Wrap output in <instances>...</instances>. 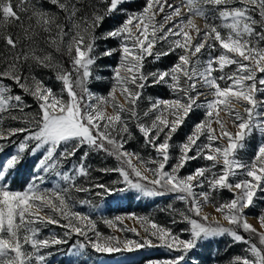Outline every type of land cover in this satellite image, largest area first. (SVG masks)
<instances>
[{"label":"snow or ice","instance_id":"1","mask_svg":"<svg viewBox=\"0 0 264 264\" xmlns=\"http://www.w3.org/2000/svg\"><path fill=\"white\" fill-rule=\"evenodd\" d=\"M27 2L21 0V10L27 11L23 7ZM50 2L66 14L71 28L66 31V25L57 22L56 17L48 12L35 10L33 15L37 18V25L45 32L50 33L51 26L55 25L58 31L51 37V43L56 45L57 51L61 50L57 39L64 42L65 37H68L67 55L71 69L60 68L56 74V79L63 84L62 92L67 93V100L57 96L34 76L29 82V78L22 74L21 66L29 60L36 66L53 68L50 53L39 55L35 48L30 52L22 50L0 72V79H11L38 102L39 109L30 119L25 114L24 127L5 129L0 124V151L3 150L4 142L15 145L12 138L18 134L24 135V139L15 145V152L0 161V264H46L42 250L53 245L68 244L73 234L83 239H78L67 249L70 255H82L88 247L96 253L112 254L156 246L151 238H145L143 243L126 240L121 247L118 239L112 242L115 239L113 237L102 240L98 231L94 232L96 239H92L88 232L95 229L93 221L87 214L72 210L74 206L70 203L72 198L69 193L73 188L78 192L99 189L96 195L102 197L128 190H136L146 197L174 193L176 199L187 205V212H181L180 216L190 226L186 230L189 231V239H181L171 229L156 223H151V228L145 227V231L150 232L151 237L160 242V246L175 253L169 259L149 261L148 264H185L187 254L200 240L224 234L230 235L234 242L249 245L246 251L250 256L236 257L233 264H264V248L251 244L236 230L242 228L245 232L257 235L260 245L264 246V232H257L245 217V210L254 206L257 194L264 192V142L259 144L250 162L241 161L236 156L237 150L243 147L244 140L253 131L259 130L264 134V75H258L264 74V0H180L178 5L170 0H146L142 11L126 14L122 24L101 36L96 35V29L106 17L122 12L121 5L126 0H100L102 12L94 7L91 16L79 18L81 9L73 0ZM235 4L241 6L233 7ZM252 12H258L260 21L251 15ZM161 13L164 15L158 21L156 18ZM0 14L3 17L0 25L9 20H20L11 0H0ZM193 17H202L205 27H198ZM216 19L220 20L219 24L209 22ZM257 24L261 31H256ZM221 29H226L227 33H222ZM190 31H195V38L190 35ZM98 39L119 41L117 48L106 49L101 53V56L115 53L120 56V62L113 69V87L107 97L95 96L87 87L91 66L97 58L93 53ZM6 43L12 49L17 47V41L11 36L6 37ZM217 44L223 51L214 56L212 52L217 50ZM158 45L166 47L158 49ZM177 50V62L170 68L149 73L143 71L149 57L159 59L177 53ZM202 50H209L207 60L200 59ZM214 65L218 67L214 68ZM230 65L236 68L226 73L225 68ZM215 71L221 75H213ZM219 81H224V86ZM156 85L167 86L174 98H156L153 101L149 97L143 117L151 118V123L141 122L138 106L143 99V89ZM10 87L0 86V111L16 109L23 112L27 105L21 95L10 94ZM201 88L208 89V93L201 91ZM77 89L80 91L77 92ZM117 90L124 97L125 104H119L116 100ZM208 94L213 99L208 100ZM200 96H205L203 104L199 101ZM232 103L239 104L243 113L228 108ZM109 105L113 109L111 114L106 110ZM221 106L228 109L233 126L238 129L235 133L227 129L215 111ZM198 107H205V120L194 125L193 132L179 146L177 162L170 170H166L171 159L170 141L173 135ZM214 113L219 135L210 127ZM126 115L136 121L145 143L155 151V158L150 157L145 161L139 153L125 149V137L131 135ZM4 118L0 115V121ZM11 119L21 118L13 115ZM201 136H205L208 142L198 143ZM221 140L225 143H218ZM83 148L87 150L80 157L79 164L67 171L63 170V163L75 157ZM92 151H103L120 162V167L101 171L117 172L122 179L113 183H121L124 187H110L98 182L86 188L76 186V176L88 175L84 162ZM193 152L195 155H190ZM26 153L42 154L34 165L31 182L25 190H11L12 173ZM198 158L211 161L212 164L181 176V169L190 160ZM133 159L152 174L151 180L133 164ZM221 161L222 167L217 172ZM149 163L156 167L149 168ZM237 175L243 176V179L231 182ZM49 177L58 178L59 183L51 189L41 187ZM148 184L152 187H148ZM205 186L208 191L196 190ZM225 189L232 193V199L215 207L229 227L218 222L206 223L207 216H200L202 203L210 202L213 192ZM81 203L87 204L88 201ZM40 213L45 215L41 216ZM140 219L144 224L148 222L146 218ZM257 219L261 228H264V210ZM62 220L66 223H62ZM107 223L113 226V221ZM37 224H44L45 227L56 224L65 231L61 237L39 239ZM24 245H29L31 251L25 249Z\"/></svg>","mask_w":264,"mask_h":264},{"label":"rangeland","instance_id":"2","mask_svg":"<svg viewBox=\"0 0 264 264\" xmlns=\"http://www.w3.org/2000/svg\"><path fill=\"white\" fill-rule=\"evenodd\" d=\"M13 5L20 11L19 7L21 0H11ZM126 2H131V8H126L123 3L121 8L122 12H117L108 17L107 22L110 25L103 32L96 30V35L101 36L112 29L116 28L123 23L126 19V14L137 13L142 11L146 0H126ZM174 5L180 4V0H170ZM233 7H240V4L232 5ZM167 11V7L165 6ZM186 11V9H185ZM164 13H161L157 16V20H162ZM213 16L216 13H212ZM251 15L257 20L260 21V16L258 12H252ZM23 15L19 21L9 20L8 22L0 25V72H3L10 63H12L13 56L20 52H30L33 48L37 50L39 55H44L50 53L52 55V62L54 64L53 68H44L39 67L34 64L31 60L28 63L21 66L22 74L29 78L34 76L36 79L43 82L48 88L52 89L57 96H63L67 100V93L62 92L63 84L61 81L56 79L57 71L60 68H63L56 58V45L51 43V37L54 36L57 32L55 28H51V32H45L43 29L37 25L36 16L32 15L26 17ZM194 23L203 29L205 27V20L202 17H193ZM0 20H3L2 14H0ZM30 20H33L30 21ZM16 21L17 30L14 33L8 30V25L14 24ZM21 22L23 27H21ZM210 23L219 24L220 20H210ZM256 31H261L259 24L255 25ZM25 29H28L27 33ZM189 30V29H186ZM74 31V30H73ZM222 33L226 34V29H221ZM190 35L194 38L196 37L195 31H190ZM11 36L14 40L17 41V47L12 49L6 43V37ZM68 37H65L64 41L67 48ZM59 39H57V43ZM119 41L116 39H98L96 41V50L93 53L97 58L95 64L91 66V76L87 83L88 89L99 97H107L109 92L113 87V69L120 62V56L118 53H115L111 56H101L106 49L117 48ZM166 46L158 45L157 48H163ZM221 49L217 44V50L212 52V55L218 56L221 53ZM179 50L177 53L170 54L159 59H154L149 57L144 64L143 71L145 73L154 72L157 69L164 70L170 68L173 64L177 62ZM232 55V54H229ZM209 56V50H202L200 54L201 60H207ZM218 67L214 65V68ZM236 68L235 65H230L225 68V72L234 71ZM64 69V68H63ZM71 69V65H70ZM215 76L221 75L219 71L213 73ZM264 75V74H258ZM73 79H75V74H73ZM151 81L149 80V84ZM221 86H224V81H219ZM0 86H11L10 94L12 96L21 95L23 102L27 107L24 108L23 112H20L16 109H10L8 112L0 111V115L5 118L3 121H0V124L7 129L9 127H24V118L27 114V118L30 119L35 113L39 111L38 102L31 96L26 93L11 79L3 78L0 79ZM201 91L208 93V89L201 88ZM80 90L77 89V92ZM151 97L154 101L156 98L162 99H172L173 94L170 89L165 85H156L151 87H145L143 89V99L139 102L138 112L140 114L141 122L151 123V118H144L143 112L148 107V98ZM207 99L211 100L213 97L208 94ZM116 100L119 104H125L124 97L120 95L119 90L116 92ZM199 101L201 104L205 102V96H200ZM12 103H15L12 101ZM128 107V105H125ZM228 108L234 109L243 113V108L240 107L237 103H232L228 105ZM223 109V110H222ZM107 113L111 114L113 109L111 105L107 107ZM216 112L219 113V118L224 122L227 129L235 133L238 129L233 126L232 117L228 113V109L221 106L220 109H216ZM205 107L195 108L189 116L184 121L183 125L179 130L173 135L170 143L172 148L170 150L171 159L168 162L167 169L170 170L172 165L177 162V157L179 156V146L186 141L188 135L193 132L194 125L205 120ZM17 116L21 119L13 120L11 116ZM126 119H129V129L130 136H126L125 149L128 152L139 153L145 161H148L149 158H155L156 153L153 148L145 143V138L138 131L136 126V121L131 120L127 115ZM211 128L216 130V134L219 135V125L215 121V113L213 121L210 125ZM24 139L23 134H18L12 138L15 141V145H18ZM205 136H201L198 143H207ZM261 142H264V134L259 130L253 131L250 136H247L243 142V147L238 149L236 156L239 160L244 162H250L255 156L256 150ZM218 143L224 144L225 141L221 140ZM15 145L10 142H4L2 147L3 150L0 151V161H4L7 157L15 152ZM62 150V149H61ZM86 148L81 149L77 152L76 156L70 160L63 163V170L67 171L73 165H78L80 162V157L83 155ZM42 153L32 155L26 153L16 168L15 172L12 173L13 179L10 181L11 190L14 191H23L26 186L31 182L33 175V168L36 161L40 158ZM190 155H195V153H190ZM133 164L136 165L140 171L149 178L152 179V174L148 171H145V166L139 163L138 160L133 159ZM212 164L211 161H206L202 158L195 160H190L186 166L181 169L180 175L187 176L189 173H192L196 168L205 167ZM84 167L88 171L87 176H76L75 184L77 187H89L94 183H101L109 185L110 187H124L121 183L114 184L113 182L119 181L122 178L117 172H103L101 169H114L120 167V162L116 160L114 156H109L103 151L97 152L92 151L89 153L86 161L84 162ZM149 168L156 167L155 164H148ZM222 167V161L217 167L216 171L219 172ZM25 169V170H24ZM74 175V173H72ZM243 179V176L237 175L232 178L231 182H236L237 180ZM57 183H59L58 178L49 177L43 188H53ZM147 184V181H145ZM67 187V185H64ZM148 187L152 185L148 184ZM200 191H208L207 186L203 189H196ZM100 191L99 189H93L91 192H78L75 188L71 189L70 203L74 206L73 211L87 214L89 219L93 221L95 225L94 231H89L88 235L92 239H96L94 232L98 231L101 234L102 240H106L108 237L115 238L112 242L118 239L121 242V247H123V242L126 240L138 241L143 243L145 238H151L153 244L156 246L142 247L134 249L133 251H121L112 254H101L96 253L91 247H88L82 255H70L67 252V249L77 240H82V237H77L73 234L72 238L68 241V244L65 245H53L50 248L42 250V253L46 256V264H148L149 261H163L171 258L175 255L174 252L170 251L168 248L160 246V242L156 240L155 237H151L150 232L145 231V227L151 228V223H156L165 228L171 229L172 232L179 236L181 239H189L190 234L189 225L184 221L180 213L187 212V205L178 199H176V194L166 193L164 195H156L152 197H146L138 193L136 190H128L123 193L111 194L108 196H98L96 192ZM232 199V193L227 189L213 192L211 201L208 203H202L200 216H207L206 223L215 224L218 222L224 227H229L227 222L223 219L221 213L217 212L215 205L223 203L225 201H230ZM82 201H88L87 204H82ZM264 210V192H259L256 197V202L254 206L250 209L245 210V217L247 222L257 230V232H264V228H261V224L257 217ZM41 216H44L45 213H40ZM119 217V219H117ZM140 218H146L148 221L146 224L141 222ZM107 221H113V226H110ZM175 221V223L173 222ZM66 223V221H61ZM39 228V239H49L53 236L61 237L65 231L64 228L57 226L56 224H49L46 227L44 224H37ZM237 232L244 237L245 240L251 242V244L256 245L258 248H264L259 243V237L249 232H245L242 228L236 229ZM23 235V232L21 233ZM25 249L31 251L29 245H24ZM249 248V245L243 242L237 243L233 241V238L224 234L222 236L209 237L207 239H202L198 242L197 246L190 250L187 254L185 264H233V261L236 257L250 256V253L246 251ZM254 259V257H251Z\"/></svg>","mask_w":264,"mask_h":264},{"label":"trees","instance_id":"3","mask_svg":"<svg viewBox=\"0 0 264 264\" xmlns=\"http://www.w3.org/2000/svg\"><path fill=\"white\" fill-rule=\"evenodd\" d=\"M73 2L77 3V6L81 9L80 13L78 14V18L80 16H85V15L91 16L94 7L100 10L101 12L103 11V5L100 4V0H73ZM131 5H132L131 2H125L124 6L126 8H131L132 7ZM13 7H14V10L17 11L20 18L23 15L31 18L35 10H42V11L48 12L51 16H55L57 22L61 24H65L66 31L68 30V28H71V22L67 20L66 14L63 13L56 5L52 4L50 0H28V2L24 3L23 5V7L27 9V11H23V10L20 11V9L18 10L14 5ZM107 19L108 17L105 18L102 25L96 30H98L99 32H103L104 30H106L110 26L108 25ZM30 21L33 22V20H30ZM17 27L18 26L16 24V21H14V24L8 25V30L11 32L14 31L15 33L16 32L15 30H17ZM51 28L56 29L55 25H52ZM58 44L61 50L56 52V58L64 69L70 70L71 61H70L69 56L67 55V48H66L65 41L64 42L59 41Z\"/></svg>","mask_w":264,"mask_h":264}]
</instances>
